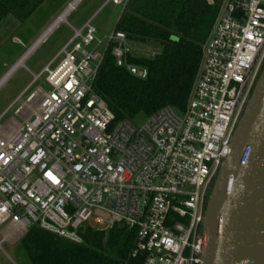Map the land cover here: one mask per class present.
Instances as JSON below:
<instances>
[{
    "label": "built area",
    "instance_id": "1",
    "mask_svg": "<svg viewBox=\"0 0 264 264\" xmlns=\"http://www.w3.org/2000/svg\"><path fill=\"white\" fill-rule=\"evenodd\" d=\"M127 1L106 0L82 27H70L69 40L0 115L18 104L22 122L0 135V231L36 226L82 244V227L125 226L143 264H199L208 193L264 65V0L222 1L184 110L167 106L141 127L114 120L92 88L108 50L116 67L147 79V68L128 62L133 43L116 29ZM109 6L118 13L100 54L92 23ZM40 79L48 91L29 92Z\"/></svg>",
    "mask_w": 264,
    "mask_h": 264
},
{
    "label": "trees",
    "instance_id": "2",
    "mask_svg": "<svg viewBox=\"0 0 264 264\" xmlns=\"http://www.w3.org/2000/svg\"><path fill=\"white\" fill-rule=\"evenodd\" d=\"M44 0H0V22L8 16L23 22ZM128 0L116 29L133 44H154L160 53L152 58L129 57L147 68V79L133 78L116 67L110 50L92 81L114 120L147 117L167 106L184 110L195 76L223 0ZM135 231L114 226L108 231L82 227V244L71 243L38 227L19 241L30 264H143L132 253Z\"/></svg>",
    "mask_w": 264,
    "mask_h": 264
},
{
    "label": "water",
    "instance_id": "3",
    "mask_svg": "<svg viewBox=\"0 0 264 264\" xmlns=\"http://www.w3.org/2000/svg\"><path fill=\"white\" fill-rule=\"evenodd\" d=\"M209 190L199 264H264V65Z\"/></svg>",
    "mask_w": 264,
    "mask_h": 264
},
{
    "label": "rangeland",
    "instance_id": "4",
    "mask_svg": "<svg viewBox=\"0 0 264 264\" xmlns=\"http://www.w3.org/2000/svg\"><path fill=\"white\" fill-rule=\"evenodd\" d=\"M69 1L44 0L32 12L30 17L22 23L13 16H8L0 22V79L12 67L14 62L34 46V41L64 11ZM103 2L104 0H83L64 19L65 22L51 28L47 36L32 49L24 62V66L2 82L0 88V115L12 104L11 102L17 95L30 86L32 80L30 74H38L69 40L72 31L68 25L79 29ZM117 13L118 11H113L112 7L109 6L100 12L92 23L98 30L97 40L103 43L96 48V51L100 54L104 52L107 45L105 38L115 27ZM159 53L160 48L154 44L131 45V56L136 58H152ZM38 87L43 92L48 91L43 79H40L32 85L29 92ZM17 106H14L4 118L0 119V135L13 133L22 124L20 118L13 113ZM147 118L144 114H137L132 118V122L134 125L141 127L148 121ZM25 234L0 231V264H30L19 245V241Z\"/></svg>",
    "mask_w": 264,
    "mask_h": 264
},
{
    "label": "crops",
    "instance_id": "5",
    "mask_svg": "<svg viewBox=\"0 0 264 264\" xmlns=\"http://www.w3.org/2000/svg\"><path fill=\"white\" fill-rule=\"evenodd\" d=\"M71 1H72V0H70L69 2H71ZM69 2H68V3H69ZM104 2H106V0H104ZM104 2H103V3H104ZM68 3H67V5H68ZM103 3H102V4H103ZM67 5H66V6H67ZM78 6H79V5H78ZM67 7H68V6H67ZM67 7L64 9V11H63L60 15H58V16L55 18V20L50 24L49 28L46 29V30H45V31H44V32H43V33H42V34H41V35H40V36L34 41L35 43H34V46H33L32 48H34V47L37 46V45H35V44H36V41H38V40H40V39L43 40L42 37H43L45 34H47V32L50 31V29H51L52 27H54V26H58V25L61 23V22H57L59 18H61L62 16H64V19H65V18H67V17L73 12V11H71V12H66ZM101 7H102V5H101V6H100V7H99V8H98V9H97L92 15H94V14H95V13L101 8ZM92 15H91V16H92ZM91 16H89V17H91ZM89 17H88V18H89ZM88 18L85 20V22L88 20ZM64 19H63V22H65ZM85 22H84V23H85ZM84 23H83V25H84ZM83 25H82V26H83ZM69 26H70V27H73V26H71V25H68V27H69ZM82 26H81V27H82ZM70 29H71V28H70ZM46 36H47V35H46ZM44 37H45V36H44ZM32 48H31V49H32ZM31 49H30V50H31ZM30 50H29V51H30ZM29 51L25 53V54L28 53V54H27V57H28V55H29ZM25 54H24V55H25ZM24 55H22V56H21L16 62L13 63L12 67H11V68H10V69H9V70H8L3 76H2V78H4V76H6L7 74H9V72L11 71V69H12L15 65H17V63L21 60V58H22ZM27 57H26V59H27ZM26 59L22 62V65H21V66H18V67L12 72V73H14L15 71H17V70L20 69L21 67H23V66H24V62L26 61ZM29 74H30V73H29ZM11 75H12V74H11ZM2 78H1V79H2ZM1 79H0V80H1ZM0 88H1V87H0ZM23 91H24V90H23ZM23 91H22V92H23ZM22 92H21V93H22ZM21 93H20V94H21ZM20 94H19V95H20ZM19 95H17V96H19ZM17 96H16V97H17ZM16 97H15V98H16ZM15 98L13 99V101L15 100ZM13 101L11 102L12 104H13ZM12 104H11V105H12ZM11 105H10V106H11ZM10 106H9V107H10ZM9 107H8V108H9ZM8 108H7V109H8Z\"/></svg>",
    "mask_w": 264,
    "mask_h": 264
},
{
    "label": "bare ground",
    "instance_id": "6",
    "mask_svg": "<svg viewBox=\"0 0 264 264\" xmlns=\"http://www.w3.org/2000/svg\"><path fill=\"white\" fill-rule=\"evenodd\" d=\"M63 19H64V16H62L61 18H59L57 22H63ZM50 30H51V29H50ZM49 32H50V31H48L47 34H48ZM47 34H45L44 36H46ZM44 36H43L42 38H44ZM41 41H42L41 39L38 40V41H36V44H35V45L39 44ZM32 49H33V48H32ZM32 49L29 51V54L31 53ZM27 54H28V53H27ZM27 54H25V55L21 58V60L17 63V65H15V66L11 69V71L9 72V74H7L6 76H4V78H2V79L0 80V87L2 86V82H3L6 78H8L9 76H11L12 72H13L18 66H21V65H22V62L26 59Z\"/></svg>",
    "mask_w": 264,
    "mask_h": 264
}]
</instances>
